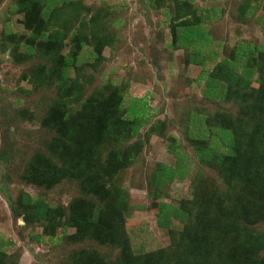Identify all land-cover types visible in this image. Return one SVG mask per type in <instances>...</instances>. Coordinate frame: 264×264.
Listing matches in <instances>:
<instances>
[{"label": "rangeland", "instance_id": "rangeland-1", "mask_svg": "<svg viewBox=\"0 0 264 264\" xmlns=\"http://www.w3.org/2000/svg\"><path fill=\"white\" fill-rule=\"evenodd\" d=\"M47 2L0 0V264H264V252L247 257L249 235L264 233V170L245 178L237 159H199L208 143L190 138L206 125L235 128L245 147L248 130L264 135V74L248 86L235 76L225 100L198 85L238 45L264 47V0H195L222 11L206 25L214 44L203 65L173 46L176 0H70L45 18ZM243 5L256 11L241 17ZM63 76L79 81L76 95ZM133 98L148 104L136 138L124 118ZM165 205L182 211L170 228ZM96 216L117 232L99 240L71 226Z\"/></svg>", "mask_w": 264, "mask_h": 264}, {"label": "trees", "instance_id": "trees-1", "mask_svg": "<svg viewBox=\"0 0 264 264\" xmlns=\"http://www.w3.org/2000/svg\"><path fill=\"white\" fill-rule=\"evenodd\" d=\"M161 0H152V8H157ZM204 2H214L216 0H202ZM70 0H48L47 2V12L44 15L46 18L49 13L52 12L54 7L58 4L69 3ZM195 0H176V16L175 20L172 23L175 24L173 27V36L174 43L173 46H178L182 48L189 54V61L191 60L192 64L203 65L204 63L211 61V47L214 44L210 32L207 30L206 25L212 23L215 18H218L222 11L218 8L214 9H195ZM256 10L249 8L246 5L240 7L239 13L241 17H250ZM216 44V43H215ZM85 45V44H84ZM31 52V50H29ZM234 55L232 58H224L217 68L218 70L213 71L203 70L202 75L198 79V85L201 86L203 96L209 101L214 100H225L229 94V86H235V76L244 77L245 84L250 85L253 81V78L259 74L262 75L264 72L259 66L261 61L260 56H264V47L247 49L245 50L242 45H238L233 51ZM247 58L248 63L243 64V61ZM82 62H91L92 57H85L81 59ZM80 60V61H81ZM79 61V62H80ZM78 62V63H79ZM77 63V64H78ZM261 65V64H260ZM62 86L68 95L74 96L81 90V85L79 81H72L68 77L63 76L60 80ZM225 84H228V88H224ZM71 87L68 91V87ZM261 87L264 88V78L261 84ZM125 101H122V107H124ZM127 107V112L124 118L132 124H135L134 129L130 132L131 138H136L140 133V130L144 123L148 121V104L146 99L133 98ZM197 123L195 122V126ZM107 134L109 137L115 136V132L118 129H114L113 124H107L105 126ZM235 128L233 127H222L220 129H208L200 128L199 132H196V128L192 129L190 138L194 141H204L208 143L209 148L205 153H197L199 159L207 157L209 159L214 158L218 164L223 163L222 161H233L237 159L239 165L237 168L240 170L241 164L243 163L244 170L247 175H243L245 178H254L257 176L261 179L260 174L261 170H264V135L260 133H252L251 130H248L246 138L250 140V144L245 147V140L243 143L241 137L236 135ZM198 130V129H197ZM262 131H264L261 128ZM212 131V132H210ZM210 133V135L208 134ZM173 153L179 157L181 160L184 157L175 146L172 149ZM234 162V161H233ZM233 164V163H232ZM242 169V168H241ZM34 168L31 167L27 171V178L32 183L39 184L35 180V175L33 178L31 174L33 173ZM186 178V172L176 173L175 177ZM264 182V174L262 176ZM264 194V184L257 189L255 194L260 195ZM27 203H32V199H27ZM37 218L40 221H47L49 219V210L47 205L43 202H37L34 205ZM163 213V222L162 225L166 228L172 227L174 220H180L182 218V211L179 208L165 205ZM71 226L77 229L79 236H84L85 234H91L94 238L101 240L100 236H107L111 231L117 232L114 227H111L108 220L100 216L89 217V218H77L71 222ZM226 229L229 232H237L241 229L237 221H232L227 223ZM86 237H84L85 239ZM3 244H0V253L3 252L1 248ZM248 253L247 257H259L264 252V233H251L247 239ZM90 257H87L85 260L89 262ZM80 260V258H77ZM92 260V259H91ZM90 260V262H91ZM252 264H256L253 263Z\"/></svg>", "mask_w": 264, "mask_h": 264}]
</instances>
